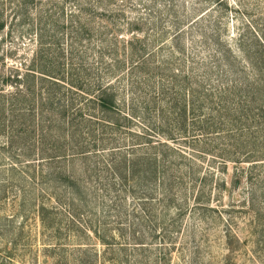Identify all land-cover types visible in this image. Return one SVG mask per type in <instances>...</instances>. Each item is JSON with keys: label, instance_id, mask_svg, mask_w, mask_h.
I'll use <instances>...</instances> for the list:
<instances>
[{"label": "rangeland", "instance_id": "1", "mask_svg": "<svg viewBox=\"0 0 264 264\" xmlns=\"http://www.w3.org/2000/svg\"><path fill=\"white\" fill-rule=\"evenodd\" d=\"M21 1L26 3L24 8L19 7ZM122 1L0 0V105H4L6 110L3 114L0 112V264H264V187L260 183L264 181V164H258L264 162L249 161L259 159L254 157L251 147L236 148L238 145L233 143V137H229L230 126L227 124H223L218 132L204 136V139L199 131L189 132L190 136L176 133L173 139H167L164 135L154 136L191 158V164L177 161L183 171L191 168V181L186 177V201L182 202L188 207L180 220L172 225H169L170 220L177 217V211L174 206L170 209L161 206L158 193L147 200L139 190L134 196L127 195L123 201L122 196L106 189L105 175L101 173L97 177L91 170L94 160L99 165L108 162L112 151L110 144L99 143L98 148L89 151L86 156L80 155L75 161L68 157L66 161L56 163L59 166L67 164V170L81 179L85 186V201L71 198L62 189L56 188V181L49 170L52 165L42 162L45 160L42 157L51 147L50 136L61 135L59 115H54L50 103L54 101L55 107L60 106L66 87H62L59 79L57 83L62 84L61 88L53 86L52 81L45 78L46 75L40 80V74L36 73L33 82L26 81L24 75L33 66L46 70L48 74L53 70L60 73L68 66L69 55L74 57L76 66L82 60L81 69L97 67L95 62L100 50L111 56L103 38L116 36L110 32L106 36V31L111 27L110 20H103L101 12L121 6ZM203 4L209 5V9L213 8L212 19L220 22V34L229 36L232 45L236 44L235 38L239 34L254 31L264 34L263 0H228L227 9L208 2ZM173 5L174 11L171 10ZM180 5L177 6L176 0L170 3L169 0H158L157 5L145 8L135 0L122 8L125 18L119 24L125 28L126 22L139 15L147 19L156 15L160 18L158 21L162 20L172 31L174 23L169 14L175 16L183 13ZM186 6L191 8V2ZM61 12L63 16H59ZM174 20L177 23L175 17ZM154 21L149 20L144 26L145 33L155 29ZM39 22L45 25L42 43L38 40ZM102 25L106 37L99 35L97 28ZM88 29L89 32L86 31ZM196 30L201 33L198 28L194 32ZM188 40V51H191L192 57L186 63V70H191L194 81L202 79L209 94L218 95L228 85L240 89L249 85L243 83L241 86L237 81L242 76V81L247 82L252 77L248 74L249 70L243 72L237 67L232 68L231 72L224 69V75L212 76V83L206 81L211 73L205 72L202 65L203 59L208 58L201 49L202 40L196 38L195 33ZM168 45L163 52L170 58L173 40ZM75 55L80 59H76ZM192 61L197 63L191 69ZM211 71L217 72V69L213 67ZM80 72L83 74L84 71ZM119 77L124 78L121 82L124 85L118 79L119 93L127 99L129 72L122 71ZM207 106L212 108L211 104ZM10 108L11 113L7 111ZM205 112L210 111L206 109ZM228 116L230 114L224 115L223 119L227 120ZM54 117L56 123L52 122ZM137 120L145 124L138 117ZM140 123L136 122L130 130L141 131ZM247 125L242 123L240 128ZM99 136L100 132L97 133L98 139ZM125 139L131 142L129 136H125ZM202 139L204 144L198 142ZM117 142L119 145L118 139ZM222 144L230 145L227 147L232 159L226 157L225 153L220 155V149L224 148H219ZM126 146L129 147V144ZM57 152L70 153V149L67 147ZM96 152L99 154H94ZM255 163L258 164L252 170L255 180L250 184L247 182L248 175ZM185 165L188 167L184 168ZM202 176L207 177L206 186L200 184L203 182L200 180ZM238 177L241 184L233 188V179ZM251 191L258 199L259 207L256 208L259 213L249 210ZM198 197L200 204L208 206V209L203 210L198 206ZM144 203L150 210L153 223L142 229L137 223ZM41 207L53 223V228L41 223L37 214ZM161 213L166 214L164 227L158 222ZM227 226L236 234L237 240H233L232 244L225 241ZM133 229L137 231L136 236L141 234L140 230L147 232L144 239L138 237L143 239L139 241L142 244L132 239L130 233ZM95 230L105 236V241L97 239ZM156 256L160 260H154Z\"/></svg>", "mask_w": 264, "mask_h": 264}, {"label": "trees", "instance_id": "2", "mask_svg": "<svg viewBox=\"0 0 264 264\" xmlns=\"http://www.w3.org/2000/svg\"><path fill=\"white\" fill-rule=\"evenodd\" d=\"M133 1L135 0H123L121 6L102 10L103 20L105 19L106 22L110 20L109 25H111L106 31V36L109 32L116 36L108 39L105 36V27L102 25L97 28L99 35L106 37V39L103 38V41L111 53L109 56L103 53L105 51L100 50L101 53L95 62L97 67H91L90 70L81 69L82 60L76 66L73 62L74 57L69 55L68 66L60 73L53 70L50 71L51 74H48L46 70L33 66L24 76L26 81L33 82L36 73H39L40 80L44 78L43 75H46L45 78H49L53 86L61 88L60 85L63 84L62 87H66V91L62 92L63 95L61 94L62 102H60L59 108L54 106V101L50 103L54 115H59V124H62L61 135L52 134L50 136L49 144L52 148L46 149L48 152L44 153V157H42L45 159L42 162L49 166L52 165L49 170L52 178L56 181V188L62 189L71 198L76 197L79 201H85L83 195L85 186L82 185L81 179L67 170V164L59 166L56 163L60 164L68 157L75 161L76 157L80 155L86 156L89 151L98 148L99 143L110 144L112 151L108 162L99 165V162L94 160L90 166L91 170L95 175L97 174V177H100L101 173L103 176L105 175L106 189L122 196L123 201L127 195L134 196L139 190L147 200L151 195L158 193V202L161 206L169 209L174 206L173 208L177 211V217L170 220L169 225H172L175 221L180 220V216L188 207H185V203L182 202L186 201L184 197L186 177L191 181V168L185 165L184 168L188 167L189 171L187 169L183 171V167L177 161L191 164V158H187L180 149L170 146L167 141L154 138L155 135H164L167 139H173L176 133L180 136H190L189 132L199 131L204 139V136L218 132L223 128V124H227L230 126L229 137H233V143L238 145L236 148L251 147L254 157L259 159L249 161L264 162L262 160L264 158V34L256 31L251 34L248 32L239 34L235 38L236 44L234 45L229 42V36L221 35L220 22L212 19L213 8L209 9L210 6L203 2L227 9L228 0H176L177 6L181 4L184 11L182 10L183 13L175 14V16L169 14L174 23L172 31L163 24L162 20L158 21L160 18L156 15L150 19L139 15L134 20L126 22L124 28L119 24V21L125 18L122 8ZM137 1L145 8L152 4L157 5L158 2V0ZM171 1L174 0H169V3ZM190 2L191 8L186 6ZM136 5L138 6V4ZM25 6L26 3L21 1L19 7L24 8ZM174 8L173 5L171 10L174 11ZM63 15L61 12L59 16ZM174 17L177 23H175ZM152 19L155 20V29L145 33L144 26ZM211 20H213V24ZM44 27L45 25L42 26L39 22L38 40L40 42ZM196 28L201 33L197 30L194 32ZM121 31L123 34L117 35ZM194 33L196 38H201L203 43L201 49L208 56L202 61L204 71L211 73L206 81L212 83L214 81L212 76L224 75L226 74L224 69L231 72L232 68L237 67L243 72L249 70L248 74L252 77L247 82L242 81V76L237 79L241 86L243 83L249 85L241 89L234 85H228L223 92L215 95L207 92L202 79L198 80L199 82L194 81L191 70H186V63L192 57L191 51H188L187 41H189V36H193ZM122 36L126 37L122 38ZM171 40L174 42V47L170 46L171 57L167 58L163 51L166 49V45L169 47L168 44ZM39 47L41 49L42 46L39 45ZM76 59H80V57H76ZM196 63L197 61H192L191 69ZM52 64L54 65V63ZM127 66L128 68H125ZM213 67L217 69V72L211 71ZM80 71H84L83 74ZM122 71L129 72L128 86H126L129 95L127 99L119 93L118 79H120V83L124 80L119 77V73ZM58 79L62 84L57 83ZM7 80L5 81L7 82ZM193 84H195L194 87ZM215 100L217 101L215 102ZM208 104H211L213 109L208 107ZM206 109H209L210 112H205ZM7 111L12 112L11 108ZM0 112L2 114L6 112L4 105H0ZM228 114L230 117L228 116L227 120H224V115ZM202 116L203 118H201ZM137 117L145 124L140 123ZM52 122H57L55 117ZM136 122L140 123L141 131L130 130V127ZM242 123L244 125L248 123V125L240 128ZM245 128L246 130H243ZM98 132H100L99 139L97 138ZM125 136H129L131 142L126 141ZM117 139L120 142L119 145ZM203 139L198 142L204 144ZM127 144L129 147L126 146ZM227 146L223 144L219 146V148L224 147L220 149V155L225 153L226 157L232 159L233 156ZM67 147L70 149V153L57 152L63 151ZM94 154H99V152ZM258 164L255 163L250 168L247 180L250 184L255 180L252 170ZM200 180L203 181L200 184L207 185L206 176H202ZM260 183L264 187V181H260ZM240 184L241 178L238 177L233 179L231 186L234 188ZM262 193L264 195V192ZM199 198H196L197 202H199ZM249 200L251 201L249 210L259 213L257 210L258 199L252 191ZM178 202L180 203L178 204ZM198 204L203 210L208 209V206L200 204V202ZM147 208V206L141 208L142 214H140L137 223L138 227L142 226V229L150 227L149 223H153L150 210ZM45 212L41 207L37 212L38 217L43 225L53 228V223L45 215ZM165 216V213H161L158 218L160 226H165L167 222ZM225 230V241L232 244L233 240H237L236 234L229 226L225 227ZM140 231L142 232L138 234L139 236H136L135 229L130 233L137 244H142L139 241H143V237L147 234L144 230ZM154 231L156 232V229ZM149 233L152 234L151 230ZM95 235L100 241H105V236L98 234V231L95 232ZM154 260H160V258L156 256Z\"/></svg>", "mask_w": 264, "mask_h": 264}]
</instances>
